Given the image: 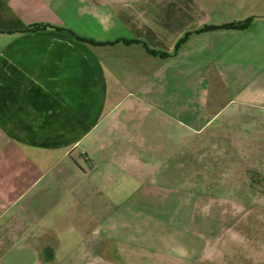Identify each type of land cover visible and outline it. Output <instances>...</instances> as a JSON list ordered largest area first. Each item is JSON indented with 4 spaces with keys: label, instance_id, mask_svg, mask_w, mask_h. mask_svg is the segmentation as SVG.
I'll use <instances>...</instances> for the list:
<instances>
[{
    "label": "crops",
    "instance_id": "1",
    "mask_svg": "<svg viewBox=\"0 0 264 264\" xmlns=\"http://www.w3.org/2000/svg\"><path fill=\"white\" fill-rule=\"evenodd\" d=\"M262 150L264 0H0V264L120 260L126 214L264 196L216 183Z\"/></svg>",
    "mask_w": 264,
    "mask_h": 264
},
{
    "label": "rangeland",
    "instance_id": "2",
    "mask_svg": "<svg viewBox=\"0 0 264 264\" xmlns=\"http://www.w3.org/2000/svg\"><path fill=\"white\" fill-rule=\"evenodd\" d=\"M252 168L257 170L258 167L253 164ZM259 169V172L243 175L250 178L248 181L216 183L261 190L264 189V167ZM163 185L177 190L176 185L171 187L172 182L164 181ZM246 194L206 198L208 207L205 210H182L176 225L173 221L176 213L172 212V206L177 203V197H166L161 202L165 211L155 212L149 208L141 214V223L140 214H126L125 230L122 228L124 214H121L120 234L117 230L112 231V234H117L116 238L121 237L117 238L118 243L104 249L101 247V252L116 253L120 260L53 261L51 264H252L253 259L263 264L264 196L256 192ZM222 200L227 202L220 203L224 202ZM183 201L186 205L188 200L184 198ZM235 258L242 261H232Z\"/></svg>",
    "mask_w": 264,
    "mask_h": 264
},
{
    "label": "trees",
    "instance_id": "3",
    "mask_svg": "<svg viewBox=\"0 0 264 264\" xmlns=\"http://www.w3.org/2000/svg\"><path fill=\"white\" fill-rule=\"evenodd\" d=\"M253 21V18H248L244 21L241 22H235V23H229V24H225V25H221V26H214V25H210V26H206L200 30L195 31L196 33H202V32H208V31H214V30H219V29H225V30H246L250 27L251 23ZM191 33H188L177 45L175 53L177 52V50L179 49V47L188 39L189 35ZM148 51L153 54V55H159L162 58H168L171 55L167 54L165 52H156L153 50L148 49ZM174 53V54H175Z\"/></svg>",
    "mask_w": 264,
    "mask_h": 264
}]
</instances>
